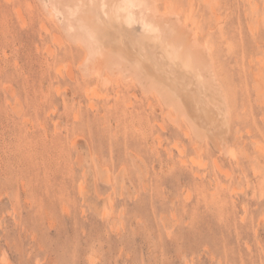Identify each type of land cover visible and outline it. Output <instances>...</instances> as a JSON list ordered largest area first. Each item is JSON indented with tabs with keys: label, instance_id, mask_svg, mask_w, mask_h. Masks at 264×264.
Instances as JSON below:
<instances>
[{
	"label": "rangeland",
	"instance_id": "obj_1",
	"mask_svg": "<svg viewBox=\"0 0 264 264\" xmlns=\"http://www.w3.org/2000/svg\"><path fill=\"white\" fill-rule=\"evenodd\" d=\"M166 3L219 56L230 155L196 151L132 85L113 87L124 122L113 100L89 107L57 72L78 56L58 24L37 0H0V264H264V0Z\"/></svg>",
	"mask_w": 264,
	"mask_h": 264
},
{
	"label": "bare ground",
	"instance_id": "obj_2",
	"mask_svg": "<svg viewBox=\"0 0 264 264\" xmlns=\"http://www.w3.org/2000/svg\"><path fill=\"white\" fill-rule=\"evenodd\" d=\"M160 1L37 0L45 15L58 24L59 31L53 36L59 43H55L63 44V36L70 43L68 47L78 51L76 71L67 63L65 72L60 68L57 72L71 80L77 73L89 107L95 106L94 98L113 100L109 116L122 122V113L127 114L123 111L124 98L113 87L132 85L145 97H155L166 108L171 124L182 128L186 123V133L195 138L196 151L210 142L222 156L230 155L226 134L232 127L235 100L222 75L219 56L199 35L189 16L179 15L170 6L168 9L167 0ZM91 83L96 84L93 89L88 88ZM64 90L66 94L69 89ZM74 116H79V108ZM80 137L73 136L72 142ZM179 154L180 162L186 163L185 154ZM215 165L221 169L217 160ZM5 178L1 188L7 186ZM22 187L26 192L25 184Z\"/></svg>",
	"mask_w": 264,
	"mask_h": 264
}]
</instances>
